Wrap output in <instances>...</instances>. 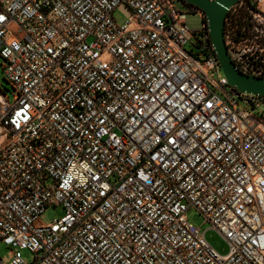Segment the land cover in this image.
I'll return each instance as SVG.
<instances>
[{
	"label": "built area",
	"instance_id": "built-area-1",
	"mask_svg": "<svg viewBox=\"0 0 264 264\" xmlns=\"http://www.w3.org/2000/svg\"><path fill=\"white\" fill-rule=\"evenodd\" d=\"M0 17L13 99L0 90V243L13 250L0 264H264V97L229 85L201 10L0 0ZM224 40L239 72L264 78V0H239ZM50 207L64 215L41 224Z\"/></svg>",
	"mask_w": 264,
	"mask_h": 264
},
{
	"label": "water",
	"instance_id": "water-1",
	"mask_svg": "<svg viewBox=\"0 0 264 264\" xmlns=\"http://www.w3.org/2000/svg\"><path fill=\"white\" fill-rule=\"evenodd\" d=\"M195 6L205 14L210 39L217 59L230 86L240 92L264 97V78L248 76L239 72L231 62L224 40L225 19L228 11L239 0H181ZM1 131V129H0Z\"/></svg>",
	"mask_w": 264,
	"mask_h": 264
},
{
	"label": "rangeland",
	"instance_id": "rangeland-1",
	"mask_svg": "<svg viewBox=\"0 0 264 264\" xmlns=\"http://www.w3.org/2000/svg\"><path fill=\"white\" fill-rule=\"evenodd\" d=\"M178 8L183 12L186 11V6L179 3L177 4ZM115 19L118 24L124 25L127 21V16L123 11H116L115 12ZM185 24L190 30H200L203 24L201 17L198 14H188L185 19ZM189 49V48H187ZM4 61L0 57V90L3 94L9 97L10 104H13L12 99V88L5 80L4 77ZM242 107H245L243 103H240ZM1 112V107H0ZM257 115V114H256ZM3 138L2 133L0 131V147L2 144ZM64 215L63 209L61 207H50L45 210L43 215L40 218L41 224H50L56 219H60ZM187 220L189 224L194 226L195 228L200 229V231H204L209 228V225L205 223L203 216L196 210L190 209L187 212ZM205 239L208 244L221 256H226L229 253V245L226 240L216 231V230H207L205 233ZM13 256V250L0 243V257L9 262ZM22 258L26 263H32L35 259V255L29 251H22Z\"/></svg>",
	"mask_w": 264,
	"mask_h": 264
},
{
	"label": "bare ground",
	"instance_id": "bare-ground-1",
	"mask_svg": "<svg viewBox=\"0 0 264 264\" xmlns=\"http://www.w3.org/2000/svg\"><path fill=\"white\" fill-rule=\"evenodd\" d=\"M0 100H2V97H0Z\"/></svg>",
	"mask_w": 264,
	"mask_h": 264
},
{
	"label": "snow or ice",
	"instance_id": "snow-or-ice-1",
	"mask_svg": "<svg viewBox=\"0 0 264 264\" xmlns=\"http://www.w3.org/2000/svg\"><path fill=\"white\" fill-rule=\"evenodd\" d=\"M0 19H3L2 17H0Z\"/></svg>",
	"mask_w": 264,
	"mask_h": 264
},
{
	"label": "trees",
	"instance_id": "trees-1",
	"mask_svg": "<svg viewBox=\"0 0 264 264\" xmlns=\"http://www.w3.org/2000/svg\"><path fill=\"white\" fill-rule=\"evenodd\" d=\"M206 19V18H205Z\"/></svg>",
	"mask_w": 264,
	"mask_h": 264
}]
</instances>
